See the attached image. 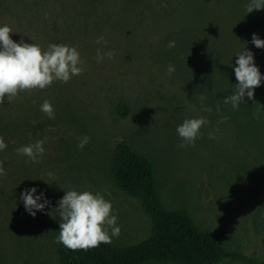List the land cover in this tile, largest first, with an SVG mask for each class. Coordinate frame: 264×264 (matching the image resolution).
Listing matches in <instances>:
<instances>
[{"label":"rangeland","instance_id":"374dc122","mask_svg":"<svg viewBox=\"0 0 264 264\" xmlns=\"http://www.w3.org/2000/svg\"><path fill=\"white\" fill-rule=\"evenodd\" d=\"M249 2L0 0V27L12 29L14 42L44 51L50 44L75 47L84 67L67 83L25 90L0 104V137L7 145L0 150V264H60V218L53 211L69 190L99 193L111 202L121 229L112 243H133L150 234L151 218L140 199L110 175L121 139L153 158L169 208H188L198 225L228 247L264 261V127L249 128L247 137L237 115L213 108L204 112L173 60L176 45L186 40L211 61L220 55L238 58L244 48L264 57V49L251 43L253 34L264 40V10L247 13ZM100 37L106 44H97ZM98 51L113 56L101 60ZM169 65L175 69L171 75ZM45 100L54 119L41 111ZM120 100L129 105L126 116L116 110ZM200 117L209 123L195 146L178 147L177 127ZM223 117L227 120L220 123ZM85 136L90 140L80 149ZM45 138V154L37 163L18 154L17 149ZM33 187L50 202L35 217L21 200Z\"/></svg>","mask_w":264,"mask_h":264},{"label":"trees","instance_id":"16d2710c","mask_svg":"<svg viewBox=\"0 0 264 264\" xmlns=\"http://www.w3.org/2000/svg\"><path fill=\"white\" fill-rule=\"evenodd\" d=\"M174 51L173 60L184 72L191 94L198 104L202 106L200 97L204 96L203 105L219 109L231 118L237 115L236 122L247 137H250L249 128L258 131L260 126L264 127V79L254 90V100L245 96L244 103L233 110L224 100L236 91L238 82L234 67L237 66L238 58L220 55L215 61L208 60L188 40L179 41ZM251 52L264 77L263 55L257 54L258 51ZM116 110L126 116L129 105L125 100H120ZM253 113H257L259 119H255ZM109 171L118 187L140 199L143 210L151 218L150 234L137 242L102 243L87 251H72L59 243L60 264H219L228 261L264 264L258 256L228 247L213 231L198 225L188 208H169L160 193L153 158L135 149L127 139L117 143ZM59 231L58 225L57 232L60 235Z\"/></svg>","mask_w":264,"mask_h":264},{"label":"clouds","instance_id":"9594fccd","mask_svg":"<svg viewBox=\"0 0 264 264\" xmlns=\"http://www.w3.org/2000/svg\"><path fill=\"white\" fill-rule=\"evenodd\" d=\"M264 9V0H250L246 5L247 13L254 10ZM12 29L5 25L0 27V104L14 100L18 93L25 90H43L53 84L54 81L67 83L72 77L81 75L84 71L80 54L75 47L67 45L50 44L46 51L33 43L28 44L21 41L16 43L11 39ZM105 43L103 37L97 40V44ZM252 44L258 49H264V40L256 34L252 36ZM175 46L172 41L168 45ZM97 56L103 59L104 56L112 58V52ZM236 67L234 73L237 80L236 91L228 96L224 103L230 104L233 110L240 107L245 101V96L249 100H254V90L261 85L262 79L259 68L254 62V53L244 48L236 54ZM175 71L169 65L168 73L171 75ZM206 97L201 96L200 101L204 112H211L212 109L203 105ZM43 111L50 119L55 118L52 105L45 100L41 105ZM219 111V109H217ZM255 119H259L257 113H253ZM227 120L223 117L220 123ZM209 121L204 118L185 119L176 129L182 143L178 147L195 146V142L201 136V128ZM210 139H215L209 133ZM90 138L85 136L80 139L77 147L82 149ZM45 140H37L28 146L17 149L18 154L26 156L32 163H37L45 154ZM7 147L2 137H0V150ZM4 174L3 164L0 163V175ZM49 178H54L53 173H48ZM26 211L35 217L37 211H44L49 205L45 194H37L35 187L26 189L21 194ZM43 200V202H41ZM58 206L53 212L60 218V235L58 242L66 248L76 250H89L99 247L100 244L112 243V237H118L121 229L117 225V216L113 215L111 202L106 201L99 193L93 194L89 191L78 192L76 190L65 191V195L57 202ZM109 230L111 233L109 234Z\"/></svg>","mask_w":264,"mask_h":264}]
</instances>
